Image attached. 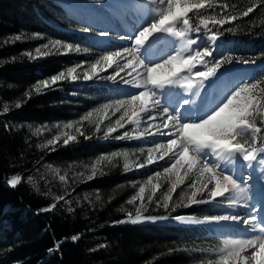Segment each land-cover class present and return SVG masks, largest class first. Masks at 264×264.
<instances>
[{
  "label": "trees",
  "instance_id": "16d2710c",
  "mask_svg": "<svg viewBox=\"0 0 264 264\" xmlns=\"http://www.w3.org/2000/svg\"><path fill=\"white\" fill-rule=\"evenodd\" d=\"M211 2L212 8L190 12V22L198 24L200 17H238L213 28L224 33L216 57L222 53L234 60L255 61L251 76L264 80V65L258 66L264 60V0ZM220 5L228 8L222 11ZM249 7L253 11L242 16ZM62 12L54 0H0V264H208L209 260L215 264L223 239L214 228L178 222L174 217L223 215V207L216 202L183 206L185 201L175 208L144 209L145 216L166 219L116 223L128 213L134 214L140 204L139 200L128 203L135 194L129 185L134 178L124 171L119 157L87 181L67 177L60 181L64 166L74 160L143 145L139 139H116L122 134L117 130L110 134L113 138L79 135L68 145L62 140L45 146L43 135L33 129V125L72 119L81 97L88 103L110 96L116 89L109 80L72 81L66 77L36 92L43 79L83 60L80 54L61 50L47 55L36 52L48 38L75 44L88 41L87 32L68 24ZM228 28L234 32L224 31ZM256 124L264 129L259 116ZM127 130L133 132L131 126ZM262 144L264 131L256 146ZM145 159L139 156L134 162L144 163ZM159 164L155 162L151 169ZM15 175L22 182L13 188L6 180ZM194 179H186L187 184ZM59 196L64 200L53 211H43ZM197 198L207 199V194ZM73 235L80 238L74 242ZM61 241L59 252L50 253Z\"/></svg>",
  "mask_w": 264,
  "mask_h": 264
},
{
  "label": "snow or ice",
  "instance_id": "6c2138e0",
  "mask_svg": "<svg viewBox=\"0 0 264 264\" xmlns=\"http://www.w3.org/2000/svg\"><path fill=\"white\" fill-rule=\"evenodd\" d=\"M154 5L151 9L152 15L144 20V23L136 29V31L127 36L125 39L131 44V47H123L116 51H107L100 60L91 64V69L83 73L84 81L94 79H105L98 75V66L101 62L107 68L115 65L116 70L112 75L106 77L112 82H119L124 85H130L138 89L128 99H118L115 101V111L119 112L123 109V115L116 120L114 127H109L104 133L105 137L117 131L118 128H124L126 123L139 125L141 114H149L148 120L153 121L159 119L161 123L155 126V131H150L153 127L148 124V129L143 132H133L131 135L125 131L116 139H145L152 137H166V142L155 143L154 147L147 149V156L144 163L133 162L129 159L128 152H113L110 156H101L91 166V175L88 179L97 175L98 166L102 161L112 164L117 157L123 158V169L125 172L133 169H142L146 166L153 165L155 162L165 160L168 166L163 168V174H166L170 181V187L164 194L162 206L169 208L172 201V194L180 185H184L186 179L194 176L195 179L188 184L191 189L187 194V204L183 206H192L201 203H215L217 198L228 200L229 206L237 203L235 199L226 196V193L242 194L246 188L240 187L237 182L247 184L243 177H236L232 174H226L227 169L224 163L235 164L242 161L246 167L254 168L258 162L264 165V147H257L259 134L264 131L256 124V117H260L261 123H264V80L259 77L247 76L239 80L237 84L228 87L224 95L218 100L216 96L211 97V103L208 102L207 93L205 94V102L198 106L201 113L195 119L192 118L191 110L186 109L184 113L180 111L181 100L183 105L192 103L190 98H176V94H166V89L179 86L185 92L194 96L200 95V90L204 88L207 82L209 86L216 81H222L231 78L238 70L234 67H226L235 64L254 65L255 61L239 60L232 57L216 58L219 47L210 48L202 47L201 42L207 44L209 41L217 42L219 37L223 35V31L219 28L213 31L217 26H224L238 19L236 16L223 15L222 18L212 16L211 18L200 17L198 24L190 22L189 13L194 10L199 11L204 8H212L211 0H150ZM222 11L228 8V5L219 6ZM253 11L249 7L242 16H248ZM211 25V27H210ZM211 33L206 38H202L199 34L201 31ZM89 32L88 28L83 29ZM224 31L234 32V29L228 28ZM190 33H196V38H191ZM101 36H107V32H101ZM177 38L180 42L179 48H173L171 53L165 56H158L157 60L149 59L145 52L150 51L149 45L153 41H159L163 36ZM17 40L20 39L18 36ZM61 42L56 40L52 43V47L60 45ZM45 44L43 47L48 48ZM163 47V45H161ZM72 51L71 45L67 48ZM39 52V49H37ZM80 52L79 48L75 49ZM85 51H87L85 49ZM160 49H157L159 52ZM48 53H42L47 55ZM211 58V59H209ZM123 62V63H121ZM82 65H77L81 67ZM199 66V68H198ZM77 67L68 69V76L72 81H76L78 76L75 75ZM203 70H200V69ZM127 70V78L121 76L122 72ZM66 79L64 71L54 74L49 80H43L36 86V92L41 91V86L47 87L51 83L55 85L57 82ZM165 95L167 105L161 107V96ZM138 102V103H137ZM210 105V106H209ZM19 106V105H17ZM105 109L112 107L110 104L103 105ZM156 109V115H151V110ZM7 113L8 108L3 110ZM190 115L185 118V113ZM91 112L88 116H91ZM88 117H83L87 119ZM126 118V119H125ZM72 128L73 124L66 125ZM99 131V125H97ZM80 132V129H76ZM83 135L82 132H80ZM251 137V140L244 137ZM56 140H49L48 144H54ZM75 135H67L63 139V144L68 145L70 141H76ZM243 141V142H242ZM144 152V149H140ZM159 153V155H156ZM223 162V163H222ZM183 170V172H181ZM162 173L157 171L153 175L147 177L144 184H140L138 192L129 201V204L140 201V206L135 209V213H128L125 220L116 223L137 224L144 221H155L157 219H166V217L145 216L143 215L145 200L152 203L154 196L161 188L159 182L153 183L154 177H161ZM174 177V179H173ZM60 181H65L64 175L59 176ZM22 182L20 175H15L6 180V183L15 188ZM151 186L150 193L145 196L148 186ZM211 185V187H209ZM207 194V199H198V194ZM99 198V197H98ZM185 197L182 196L183 200ZM64 200V196L56 197V202L44 208L43 211H53L57 207V203ZM157 206L160 201L156 200ZM247 207V205H245ZM264 210V209H260ZM71 212L72 209L69 208ZM258 211L250 208V212ZM175 220L188 223H206V224H239L247 226L250 230H258L264 233V221L257 222V216L249 215L242 218L239 215H212L204 216L203 220H197L192 216H176ZM79 235H73L72 241H77ZM61 242L54 244L49 249L50 253L59 252ZM106 247V245H99ZM95 251V249H92ZM218 258L215 264H264V236H255L248 239H225L223 247L217 254ZM208 264H213L209 260Z\"/></svg>",
  "mask_w": 264,
  "mask_h": 264
},
{
  "label": "rangeland",
  "instance_id": "374dc122",
  "mask_svg": "<svg viewBox=\"0 0 264 264\" xmlns=\"http://www.w3.org/2000/svg\"><path fill=\"white\" fill-rule=\"evenodd\" d=\"M147 3L150 2V0H145ZM56 4L60 6L64 12H62L64 16V20L68 22V24L75 25V28H80L81 30L88 28L90 31L87 32V36L89 39L85 44H75V43H68L56 38H48L45 40V42L38 48L39 52L36 50L38 53H47L49 51L53 50H61L62 52H67V53H72V54H80L82 57L80 59V62H77L73 65H70L66 70H65V76H68V69L71 67H77V65H82L81 67H77V71L75 75L78 76L79 80H83V73L85 71H89L91 69V64L95 63L97 60H100V58L106 54L107 51H116L119 50L125 46H123V43H125L127 40L125 39V34L128 28L121 26V24L114 25V20L113 16L110 12H104L102 9V6L97 7L96 10H94L93 7H89L88 5L92 3V0H54ZM99 5L101 4H107L110 3L109 0H100ZM153 7L147 8L148 14L151 11ZM137 11V10H136ZM138 12V11H137ZM100 13H104L108 16L109 19L103 17ZM140 14V13H139ZM100 15V18H98ZM146 15V13H145ZM110 16V17H109ZM137 18V21H141L142 19V14L139 16L134 15ZM115 26V28H113ZM138 24L136 25H130V28L134 29L131 34L135 32L137 29ZM111 30H108L110 29ZM110 31V32H109ZM101 32H107V36H101ZM128 34V33H127ZM209 36V35H207ZM207 36H202V38H206ZM56 40H59L61 42L60 45L56 46L55 48L52 47V43L55 42ZM174 41H177V38H174ZM222 39H218L217 42H211L209 41L207 44H204L202 41L201 46L202 47H210V48H216L218 44H220ZM47 44L49 45L48 48H44L43 46ZM71 45L72 51H68L67 48L68 46ZM221 44L219 45V47ZM79 48L80 52H76L75 49ZM85 49L87 51H85ZM220 49V48H219ZM171 49H169V53H171ZM224 57H226V54H223ZM217 59L221 58V54L219 57H216ZM211 59V58H209ZM157 62H159L157 60ZM123 63V62H121ZM264 65V60H262L258 66L262 67ZM226 67H234L238 71L229 79H226L222 82V90L225 91L227 90L228 87H231L234 84H237L240 79L246 78L247 76H251L252 74V65H244V64H235L234 62L231 65H228ZM199 68V66H198ZM98 75L100 77H104L105 79H100L98 81L100 82H108L106 79L107 76L112 75L114 71L116 70L115 65L112 68H107L105 70V65L103 62L98 66ZM200 70H203L202 68ZM59 74V73H58ZM121 76H125L127 78V70L125 72L121 73ZM71 79V77H70ZM46 80V79H45ZM97 80V79H94ZM92 81V80H91ZM116 89L111 93L110 96L104 95L101 100H93L88 103L82 101L84 97H81L80 99V108H77L76 110H73V118L70 120H59L56 121L53 124H48V123H42L38 125H33V129L36 132L41 133L43 135V143L45 146H54L55 144L61 142L64 138H66L67 135H75L76 137L81 135L80 132L83 133V135L90 136L91 134L99 135V136H104V133L107 132L109 127H114L116 120L120 119V117L123 115V109L119 112L115 111V101L118 99H128L130 98L131 95L136 94L138 92V89L134 88L133 86L130 85H124L119 82V79L117 82L114 83ZM216 90H214L215 92ZM224 95V94H223ZM222 95V96H223ZM221 96V97H222ZM138 103V102H137ZM105 104H110L112 107L105 109L103 105ZM164 105V104H163ZM161 104V107H164ZM183 106V101L180 104V111ZM91 112V116H88V113ZM151 115H156V109L151 110ZM148 115L149 114H141L140 116V122L139 125L137 124H131V123H126L124 128H118L117 130L123 132L127 131L129 126L132 127L133 132H143L145 129H148V124L151 123L153 127L150 129V131H155V126L161 121L159 119L149 121L148 120ZM88 117L87 119H83V117ZM189 115L185 114V118H188ZM126 119V118H125ZM195 119V118H194ZM73 124L72 128H67V124ZM97 125H99V131L97 130ZM79 128L80 132H77L76 129ZM133 132L129 133L132 134ZM120 134V136L122 135ZM56 137H60L59 140H57L54 144H48L49 140H56ZM110 138H113L112 135L109 134ZM166 137H152L149 136L145 139H139L143 145L139 148H133L132 150H118L115 152H128L129 153V159L130 161L135 160V158L141 156V157H146L147 156V149L149 147H154L155 143H164L166 142ZM140 149H144V152H141ZM113 152H108V153H100V154H93L87 158H82V159H77L72 161L70 164H67L64 166V170L62 171L63 175L67 177L69 180H78V181H87L89 180L88 177L91 175V166L98 160L101 156L104 155H111ZM156 155H159V153H156ZM120 161H123L122 157H119ZM124 162V161H123ZM158 162V161H157ZM242 163V161H240ZM107 162L102 161L101 164L98 166V172L102 169V167L106 164ZM223 163V162H222ZM240 163V164H241ZM244 164V163H243ZM228 163H224V167L226 168ZM168 166L165 160H160V164L156 165L155 168L151 169L150 166H146L144 171H139L137 169H133L129 171L128 173H131L134 180L132 183H129L131 186L132 190H135V194L138 192V188L140 184H144L147 181V177L149 175H153L157 171H160L162 173L161 177L155 178L153 180V183L159 182L161 184V188L157 190L154 200L152 203H147L145 200V205L144 209H151V210H159V209H164L162 206L163 204V197L164 194L168 191L170 187V181L167 178L166 174H163V168ZM157 167H160L159 169H156ZM247 172H244V175H249L252 171L247 167ZM262 169V168H261ZM97 172V173H98ZM183 172V170H181ZM232 170H230L229 173L226 174H231ZM233 174V173H232ZM243 174V173H241ZM240 173L237 174L238 177L241 175ZM174 179V177H173ZM240 184V187L243 188V183L241 181H237ZM187 184V180L185 181L184 185H180L176 191L172 194V201L170 202L169 208H175L179 206L181 203L187 201V194H190L191 189H189ZM127 186H125L126 188ZM150 188L151 186H148V191H146L145 196L147 197L148 194L150 193ZM133 195V196H134ZM227 196V194H225ZM184 196L185 198L182 200L181 197ZM229 198L235 199L237 203L233 206H229L228 201L223 202V205H221L225 211V214H228L230 209L232 207H236V210L239 208H242V214H239V212L235 213L234 215H239L242 218H247L249 215H252L254 212H249L250 208H256L253 203H250V193L248 190H246L242 194H235L232 193L228 195ZM248 198V199H247ZM156 200L160 201V206H157V203L155 202ZM222 203V202H221ZM241 205V206H240ZM247 205V207L245 206ZM140 206V204H139ZM138 207V205H137ZM244 208L248 209L245 210ZM247 211V213H244ZM247 214V215H246ZM193 217V216H192ZM177 221V220H176ZM180 222V221H178ZM260 222V221H257ZM214 231L217 233L218 237H221L223 241L225 239H248V238H253L254 235L260 234L261 232L258 230H255L254 232H250L249 234L244 232L242 229L248 228L247 226L239 225L230 227V229H225L224 225H213ZM242 227V228H241ZM241 229L240 231H238ZM254 233V234H253ZM253 234V235H252ZM264 234V233H263Z\"/></svg>",
  "mask_w": 264,
  "mask_h": 264
},
{
  "label": "bare ground",
  "instance_id": "6f19581e",
  "mask_svg": "<svg viewBox=\"0 0 264 264\" xmlns=\"http://www.w3.org/2000/svg\"><path fill=\"white\" fill-rule=\"evenodd\" d=\"M115 1H117L118 3H120L122 5H128V7H126V9H124L122 12H120L121 18H122V26L128 28L127 31H126V34H125V38L127 36L131 35V32H133V30H134V29H132L133 27L130 28V25H133V24L136 25V24H138L137 28H139V26L144 23V20L146 18L150 17L149 14H148L147 8L149 9L151 7H154V5H152L150 2L147 3L145 0H115ZM97 2H100V0H92V3L89 4L88 6L89 7H93V8L94 7H100V6L107 7L108 8V3L107 4L105 3V4L99 5V3H97ZM134 9H136L138 12L135 11ZM139 13L142 14V19L143 20H141V21H139V20L137 21V18L134 16V15L139 16L140 15ZM145 13H146V15H145ZM98 18H100V15H99ZM177 41H179V40L177 39ZM161 45H163V47H161ZM123 46H125V47H131V44L128 41H126L125 43H123ZM156 47H159L158 49H160V52L153 53L154 52V48L153 47L152 48H149L150 51L145 52V53H148L149 54V56H150L149 59H152L151 57L154 56L153 57L154 58L153 60H157V57L158 56H165L166 53H169L168 52V49H171V51H172L173 48H176V44H175V41H174V38L173 37H169V36H166L165 35L156 44ZM165 58H166V56H165ZM226 66H228V65H226ZM47 80L50 81V78H48ZM220 82L221 81H216V84H217L218 89L215 92H213V94L211 93V88H212L213 85L209 86V84L207 82L205 83L204 88L200 90V95L199 96H194V95H192V94H190L188 92H185L179 86H175V87H173L171 89H166L165 91H166V94H168V95L176 94V98L177 99H179L180 97L190 98L192 100V103L189 104V105H183L182 106L183 108H181V112L184 113L186 109L191 110L192 116H193V118H195V116L198 115L197 112H199L198 111V106L205 102V99L204 98H205V94L206 93H207V96H208V102L209 103L211 102V97L212 96L218 97V96L221 95L222 88L223 87H222V84H220ZM160 98H161V102H162L161 104L162 105L164 104L163 106H168L167 105V102H166L167 101L166 96L165 95H162ZM181 102H182V100H181ZM185 114L189 115L190 113L186 112ZM199 114H201V113H199ZM240 163L241 162L238 161L235 164H228L227 167H226V169H227V172L226 173H229L230 170H232V173L233 174L232 173L231 174L234 176V178H236V177H238L237 174H239V172H240L239 171V168L240 167L242 169V173L243 174H244V172L246 173L248 168L243 164V162L241 164ZM249 169H251V171H252L251 172V180H252V182H254L256 184V187L257 188H260L264 192V165H260L257 162L254 168H249ZM242 176H244V175H242ZM242 176L239 175V177H242ZM244 177H246V175ZM238 181L240 182L239 179H238ZM251 193H252V191H251ZM258 206L255 209L260 210L261 204H260L259 207ZM244 209L248 211V209H246V208H244ZM230 210L231 211L228 214L234 215L237 212H239V214H242L241 213L242 212L241 211L242 208H239L238 210H236V207L234 206ZM247 211H245L244 213H246ZM252 215L257 216V221L258 220L264 221V215L261 214L259 211H255L254 213H252ZM193 217L195 219H197V220H203V217H197V216H193ZM194 224H196V223H194ZM202 224L208 225L206 223H200V225H202ZM212 225H217V224H212ZM220 225H224L225 226V229L226 228L227 229L228 228L230 229V227H233V226H236V228H238L237 226H239V224H228V223H223V222L221 224H219V226ZM240 230L241 229H239L238 231H240ZM242 230L243 231L245 230L244 232H246L248 234L250 232H254L255 231V230H250L249 228L242 229ZM230 231H231V229H230ZM258 235L264 236L263 233H260V234L254 235V237L255 236H258Z\"/></svg>",
  "mask_w": 264,
  "mask_h": 264
},
{
  "label": "water",
  "instance_id": "95a60500",
  "mask_svg": "<svg viewBox=\"0 0 264 264\" xmlns=\"http://www.w3.org/2000/svg\"><path fill=\"white\" fill-rule=\"evenodd\" d=\"M209 225V224H208Z\"/></svg>",
  "mask_w": 264,
  "mask_h": 264
}]
</instances>
